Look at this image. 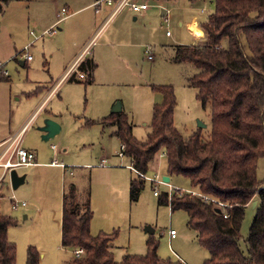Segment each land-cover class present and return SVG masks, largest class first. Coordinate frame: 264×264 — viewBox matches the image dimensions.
Segmentation results:
<instances>
[{
  "label": "rangeland",
  "instance_id": "rangeland-1",
  "mask_svg": "<svg viewBox=\"0 0 264 264\" xmlns=\"http://www.w3.org/2000/svg\"><path fill=\"white\" fill-rule=\"evenodd\" d=\"M86 1L89 0H9L6 4L0 0V76L7 77V80H0V131L6 133L10 127L26 123L54 89L47 92L45 87H51L63 75L66 56L75 54L71 46L67 49L68 44L87 40L88 25L85 26L82 18L87 14L85 19L88 16L93 19V9L81 17H71L69 23L60 25L61 31H50L49 24L53 18L56 20V14L63 7L69 5L75 12ZM140 1L149 6L145 15L134 20L131 14L116 26L115 21L122 14L118 15L96 41L92 49L98 63L94 82L85 85V80L82 83L65 81L32 118L23 137L22 146L33 151L38 161L47 164L16 169L19 176L26 177L17 189L11 185L10 172L3 182L1 211L19 222L14 228L17 234L12 235L18 240L13 241L17 246V264H27L30 246L40 251L42 264H63L73 257V252L61 246L60 229L62 195L64 190L69 192L71 188H75L73 201L76 204L86 202L92 188V208L99 220H105L104 214L110 205L111 211H117L120 206L127 208L123 218L116 213L118 221L114 230L118 235L112 242L116 261H121L126 254H146L149 238L144 231L146 227L155 230L154 236L160 241L159 255L163 259L202 264L210 257L209 251L199 244L197 234L188 228L187 213L172 212L169 206L160 204V196L169 192L166 185L145 181L139 199L132 201L130 183L127 180L128 197H124L127 183L120 181L131 175L124 170L104 172L97 165L104 158L109 167L120 162L123 166L130 163L129 157H120L121 143L113 136L115 127H104L98 121L108 116L119 103L130 116L135 137L145 140L151 132L154 105L163 101L161 92L153 89L155 85L174 86L177 97L175 125L185 137L198 128V121L206 125L203 137L208 139L211 135V108L204 107L197 99V89L187 84V78L196 70L190 64L174 62L173 56L177 46L204 42L203 38L192 36L191 29L202 28L215 10V0ZM163 9L165 17L161 16ZM242 44L249 54L245 38ZM25 47L27 51L17 54ZM28 53L33 58L23 66L21 62L26 60ZM149 55L153 58L149 59ZM39 86H43L44 91H37ZM46 120L61 127L55 137H45L39 130ZM62 162L68 167L66 170L50 164ZM2 174L0 168V177ZM146 175H158L162 180L167 175V160L162 151ZM132 178L140 179L134 172ZM258 178L264 183V157L259 161ZM170 179L176 189L191 188L190 181L184 177ZM155 190L160 196L154 195ZM27 214L29 218H25ZM255 215L253 205L246 208L240 230L243 248ZM171 229L177 232L175 239L170 237ZM26 231L27 235L20 234Z\"/></svg>",
  "mask_w": 264,
  "mask_h": 264
},
{
  "label": "trees",
  "instance_id": "trees-1",
  "mask_svg": "<svg viewBox=\"0 0 264 264\" xmlns=\"http://www.w3.org/2000/svg\"><path fill=\"white\" fill-rule=\"evenodd\" d=\"M202 30L204 42L177 46L173 61L190 64L196 70L187 78V84L197 89L202 105L211 108L208 139L201 128L185 137L176 127L177 97L172 85L153 86L161 92L163 101L154 105L151 132L145 140L135 137L130 116L123 111L98 122L115 127L121 152L131 159L135 170L146 174L162 151L168 176L190 181V189L174 190L171 199L165 193L160 196V204L169 206L172 212L187 213L188 228L210 253L202 264H264V183L258 178L259 161L264 157V0H215V10L202 24ZM95 69V61H83L79 67L85 74L83 83L94 82ZM0 80L7 77L0 76ZM143 189V181H132L131 200L137 201ZM74 195L75 188L63 195L62 247L71 252L83 249L85 254L73 256L64 264H184L161 258L160 241L154 235L147 239L146 254H126L116 261L112 242L118 231L93 235L90 199L76 204ZM256 198L255 219L243 248L240 230L245 210ZM217 202L232 205L233 209ZM18 225L16 218L0 210V264H17V246L9 240L8 231ZM27 264H42L41 253L34 246L28 249Z\"/></svg>",
  "mask_w": 264,
  "mask_h": 264
},
{
  "label": "crops",
  "instance_id": "crops-1",
  "mask_svg": "<svg viewBox=\"0 0 264 264\" xmlns=\"http://www.w3.org/2000/svg\"><path fill=\"white\" fill-rule=\"evenodd\" d=\"M96 0H89V1H86L85 2V4H84V6H82L80 9H78V10H76L75 12L74 11H72V9H71V6H69V5H67V7L69 8V13H68V15H67V17H66V19L65 20H63L62 22H60V23H58L57 24V22L59 21V15H60V13H61V11H62V9L64 8H62L57 14H56V20L53 18V20L52 21H50L49 22V24L52 26V27H54L55 25H56V29L57 30H59V31H61L62 29L61 28H59L60 27V25L61 24H63V23H66V22H68L69 23V21H71V17H73V16H77V17H81L82 15H84L86 12H88V10H90V9H93L94 10V14H93V19H90V17L88 16V19H85V16H87V14H85L84 16H83V18H82V21L85 23V26L86 25H88L87 26V28H86V30L88 31V34L87 35H89L88 36V38H87V40H85L84 42H82V40L81 41H75V42H73L72 43V45H70V44H68V46H67V49L69 48V46H71V50H72V53L74 54V55H72V54H70V55H68V57L66 56V59H67V62H66V65H65V67H64V71H63V75L60 77V79L58 80V81H56L51 87L49 86H46L45 88V91L46 90H48L47 92H49V91H51L53 88H55L56 86H57V91L55 92V94L54 95H56L57 94V92H58V90H59V88H60V86L61 85H63L64 84V82L65 81H67V82H69V83H82V82H75V81H71V79H74V80H85L86 78H83V79H81V78H79V73H80V71H78L77 73H75V74H73L72 75V77L71 78H69V79H66V80H63L62 81V78H63V76L66 74V72L68 71V69L70 68V66L73 64V62L75 61V59L79 56V54L82 52V50H83V48L96 36V34H97V32L100 30V28H101V26H102V24H103V22H104V20H105V18L108 16V13H109V8L108 7H105L100 13H96L95 12V8L93 7V3L95 2ZM137 2H141L140 0H136ZM168 1H171V0H168ZM3 2L4 3H6L7 4V2H9V0H3ZM0 6H1V4H0ZM73 6V5H72ZM66 7V6H65ZM75 9H77L75 6H73ZM1 8H2V6H1ZM149 10V9H148ZM148 10H146V11H144V12H142V13H139V14H136V13H133L132 11H130L129 9H126V10H123L121 13H119L118 15H120V14H122L121 15V17H119V19L117 18L116 19V21H115V25L117 26L118 24H119V22H121V23H123V20H127L128 18H129V15H134V20H137L138 19V17L140 16V15H142V14H146L147 12H148ZM166 14V13H165ZM165 14H164V16H162V14H161V16L162 17H165ZM117 15V16H118ZM116 16V17H117ZM115 20V19H114ZM113 20V21H114ZM88 21V23L86 24V22ZM112 21V22H113ZM111 22V23H112ZM111 23L109 24V26H107L105 29H107L108 27H110V25H111ZM105 29L101 32V34L98 36V38H100V36L105 32ZM199 30H201V31H203L202 30V28L200 27V29ZM57 32V31H56ZM192 36H194L196 39L197 38H199L198 36H196L195 34H194V32L192 31ZM204 38H205V36H204ZM203 38V39H204ZM98 40V39H97ZM95 46V45H94ZM94 46H93V48H94ZM19 52H17V54H18ZM148 53V52H147ZM33 58V57H32ZM87 59H92L93 61H95V63H96V69H95V73H96V70H97V68H98V63L96 62V60H95V56L93 55V52H92V55L91 56H87L86 58H85V60H87ZM27 61H29L28 59H26L25 61H22L21 62V64L23 65V66H25L26 64H27ZM94 78H95V74H94ZM85 85H89V84H85ZM42 88H44L43 86H39L36 90L37 91H39V90H42ZM35 90V91H36ZM42 91H44V90H42ZM44 100V99H43ZM42 100V103L37 107V109L32 113V115L30 116V118L26 121V123L28 122V121H30L37 113H39V110L43 107V105H45V103L48 101H43ZM119 104V103H118ZM117 104V105H118ZM156 104H159V103H156ZM114 109V108H113ZM122 111L123 112H125V113H127L124 109H123V107H122ZM111 113H113V111L111 112ZM110 113V114H111ZM128 114V113H127ZM26 123H24L22 126H15V127H10V129H8V132H6V133H4V131H0V143H2L3 141H5L6 139H8L11 135H14V134H16L17 133V131L19 132L22 128H23V126L26 124ZM104 128V127H103ZM29 130V129H28ZM28 132V131H27ZM27 132H26V134H27ZM133 132H134V127H133ZM25 134V135H26ZM24 135V136H25ZM113 136L114 137H116V138H118L116 135H115V129L113 130ZM119 140V139H118ZM28 150H30V149H28ZM56 150V152H57V154H59V151H58V149L56 148L55 149ZM31 151V150H30ZM31 152H33V151H31ZM121 153V152H120ZM124 156V155H123ZM123 156H121L120 155V157H123ZM130 160V163L129 164H127L126 166H123L122 164H121V162L119 163V164H117V163H115V165L113 166V167H109L108 166V161L104 158V159H102L100 162H98V168H101V169H104V172H115V173H121L122 171L121 170H124L126 173H129V175H131V176H129V178H128V176H126V177H124V179L123 180H120V181H122V182H124V184L125 183H127V180H128V182L130 183L129 185L131 186V183H132V181H134V180H137V179H133L132 178V172H134L135 173V175H137L138 176V174L134 171V168L132 167V163H131V159H129ZM47 164V162H41V161H38L37 160V157H36V155H35V165L34 166H40V165H46ZM51 165H56V166H60V167H62V168H64L65 170L68 168L66 165H64V163L62 162V163H56V164H54V163H50ZM64 165V166H63ZM88 167H90V165H87ZM88 167H86V168H88ZM109 167V168H108ZM85 168V169H86ZM168 175V174H167ZM91 177V176H90ZM154 177H158V175H155ZM5 178H6V176H5ZM4 178V179H5ZM159 178V177H158ZM170 178H172V177H170ZM4 181V180H3ZM138 181H141L140 179L138 180ZM154 184V183H153ZM128 183L127 184H125V189H124V192H125V194H124V197H125V195L128 197ZM71 190V189H70ZM69 190V191H70ZM91 190H92V188H91ZM91 190H90V192H89V199H90V203H91V208L93 207V201H92V193H91ZM67 191H65L64 190V192H63V195H64V193H66ZM129 192H130V188H129ZM63 195H62V201H63ZM119 196H120V194H119ZM160 196V195H159ZM255 201L257 202V204H258V198H256L255 199ZM254 201V202H255ZM23 206V205H22ZM25 206H26V204H25ZM25 206H23V207H25ZM62 206H63V204H62ZM251 205H249V206H247V207H250ZM63 208V207H62ZM0 210H1V208H0ZM92 210H93V208H92ZM2 212V211H1ZM116 213H118L120 216H122V218L125 216V215H127V208H123V207H119L118 208V210L117 211H111V205L108 207V210L105 212V214H104V218H105V220H99L98 218H95V212H94V210H93V218H92V221H91V233L93 234V235H97L98 233H100V232H107V233H110L111 231H113L114 230V228H116V225H117V221H118V219L116 218ZM26 218H29V215L27 214L26 216H25ZM15 227H13V228H10L9 229V231H8V238H9V240L10 241H16L17 239L16 238H12V235H13V237H14V235H16L17 234V231H15V229H14ZM60 229H61V233H62V221L60 222ZM114 231H117V230H114ZM146 233V232H145ZM21 235H27L28 234V232L26 231V232H23V233H20ZM147 235H149L150 236V234H148V233H146ZM154 235V234H153ZM18 241V240H17ZM147 242V241H146ZM37 243V242H36ZM35 245V244H34ZM39 246V245H38ZM62 246V245H61ZM147 247V246H146ZM63 248V247H62ZM65 251H69V252H71L70 250H67V249H65V248H63ZM113 250V249H112ZM72 253V252H71ZM124 257V256H123ZM73 257L71 256L68 260H71ZM68 260H66V261H68ZM65 261V262H66ZM64 262V263H65ZM63 263V264H64Z\"/></svg>",
  "mask_w": 264,
  "mask_h": 264
},
{
  "label": "built area",
  "instance_id": "built-area-1",
  "mask_svg": "<svg viewBox=\"0 0 264 264\" xmlns=\"http://www.w3.org/2000/svg\"><path fill=\"white\" fill-rule=\"evenodd\" d=\"M93 7L95 8V12L97 14L100 13L105 7H108L110 11L108 13V16L105 18L100 30L97 32L96 36L84 47L85 49L82 50L79 56L75 59V61L70 66L66 74L63 76L62 81L71 78L73 74L79 71V67L83 63L85 58L87 56L92 55V49L98 39V36L107 26H109V24L116 18V16L119 13H121L123 10L129 9L133 13L139 14L149 9L147 3L137 2L136 0H96L93 3ZM68 13H69V8L64 7L59 15V21L57 22V24L65 20ZM50 31L56 32L57 31L56 25L52 27ZM27 50L28 47H25L18 54H22V52H25ZM147 52L150 53L151 51H147ZM152 58H153L152 55H149V59ZM26 59L31 60L32 55L28 53L26 55ZM79 78L81 79L85 78V74L80 72ZM56 91H57V86L48 94L45 101L49 100L50 97H52ZM31 120L28 121L19 132H17L14 135H11L8 139L0 143V168L3 169V174L0 177V183L4 180L5 176L12 170L19 169L20 167L23 166L35 164V154L22 146L23 137L28 131L29 127L31 126ZM54 148L56 149V147ZM120 155L123 156V152H121ZM134 171L138 174L140 180L143 182L150 181L154 184L166 185L169 188L168 196L170 199L172 197V193L174 192V190H178L172 184L167 183L164 180L159 179L158 177H149L146 174L141 173L135 169ZM193 193L195 194V192ZM154 195L159 196L160 193L157 190H155ZM217 203L221 207L224 208L228 207L230 209H233L232 205H227L225 203H220V202ZM22 205L25 206V203H23ZM225 217L227 218L228 215H225ZM169 234L171 239H175L177 237V232L173 229L170 230ZM84 254L85 251L83 249H76L73 251V256L77 258L84 256ZM180 261L186 264L182 259H180Z\"/></svg>",
  "mask_w": 264,
  "mask_h": 264
},
{
  "label": "water",
  "instance_id": "water-1",
  "mask_svg": "<svg viewBox=\"0 0 264 264\" xmlns=\"http://www.w3.org/2000/svg\"><path fill=\"white\" fill-rule=\"evenodd\" d=\"M166 13V10H162V16ZM196 36L199 38H204L205 34L201 30L191 29ZM122 111V105L118 104L114 107L113 112L119 113ZM198 128L204 129L206 128V125L202 123L201 121H198ZM61 127L52 120H46V123L42 128L39 130L45 134V137H55L57 134H59ZM26 180L25 176H19L16 170H12L10 172V181L13 189H17L21 184H23ZM163 180L167 183H170V176L163 177ZM257 205V202L255 201L253 203V207L255 208ZM218 211L221 213L222 210L218 208ZM26 218V217H25ZM146 233L153 235L155 233V230L152 227H146L144 230Z\"/></svg>",
  "mask_w": 264,
  "mask_h": 264
}]
</instances>
